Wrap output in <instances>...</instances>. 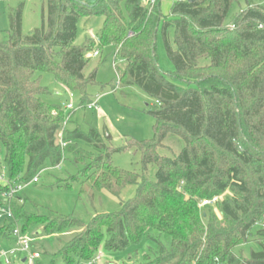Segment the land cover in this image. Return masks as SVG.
<instances>
[{"label":"trees","instance_id":"16d2710c","mask_svg":"<svg viewBox=\"0 0 264 264\" xmlns=\"http://www.w3.org/2000/svg\"><path fill=\"white\" fill-rule=\"evenodd\" d=\"M44 1L41 28L23 32L21 5L8 35L0 34V175L12 185H28L47 171V162L55 169L69 154L84 168L54 189L79 185V199L90 202L103 192L120 199L128 187L136 193L120 202L119 211L95 213L86 224L42 208L24 190L10 202L14 222L0 219V245L15 242L18 224L26 235L57 238L51 255L64 264H95L102 249L139 254L145 245L142 262L123 264H264V10L249 5L227 24L238 0H178L165 20L158 2ZM98 17L104 19L98 43L87 39L76 46L80 21ZM160 35L173 72L159 65ZM109 48L115 64L123 65L116 67L119 85L137 87L155 101L147 111L156 121L154 139L129 144L141 154V175L115 167V151L97 130L70 129L75 112L47 104L51 92L41 84L42 74H53L82 97L78 111H87L95 101L88 88L97 78V69L85 74L88 55ZM173 138L178 155L165 144ZM9 189L0 186V206ZM256 228L261 251L250 259L237 256L235 249L251 243ZM37 252L35 264H43L50 253Z\"/></svg>","mask_w":264,"mask_h":264},{"label":"rangeland","instance_id":"374dc122","mask_svg":"<svg viewBox=\"0 0 264 264\" xmlns=\"http://www.w3.org/2000/svg\"><path fill=\"white\" fill-rule=\"evenodd\" d=\"M80 1L89 6H94L98 2V0ZM150 1L160 4V10L165 20L170 15L171 7L178 0ZM21 5H23V32L28 34L33 29L42 27L43 18L47 13V4L44 0H0V34L8 35L11 26V15ZM249 5L260 7L264 10V0H238V3L230 11L227 24H231L237 14L247 9ZM103 21L104 19L99 17L90 20H81L78 25L75 45L80 47L85 44L87 39L96 40L102 28ZM168 36L169 40L173 42V29L169 30ZM96 42L98 43L97 40ZM98 51L100 57L91 59L85 74L89 76L97 69L96 84L90 86L88 92L91 98L95 100L99 98L100 109L97 111L87 110L75 112L74 123L70 126V129L79 126L84 133H88L90 129L97 130L103 138L104 145L112 151H115L111 155L115 167L123 171L141 175L143 172L141 154L135 151L134 148H129V144L131 141L142 142L154 139V126L156 121L152 116L148 115L147 111L149 105H155V101L137 87L119 85L118 70H116V67L121 68L123 65L119 63L115 64V50L113 48L104 51L99 49ZM157 57L160 67L165 72H173L174 67L166 55L161 35L157 41ZM41 84L51 92V95L46 98V102L49 105H60L66 111L68 104H74L77 107L82 101V97L79 94L70 93L55 79L53 74H42ZM114 87L116 88L115 90H113ZM173 139L176 141L169 139L165 144L173 150V154L178 155L181 152V147L178 145L179 140L176 138ZM82 147L89 153H94V150L87 145L83 144ZM160 152L161 154L172 156V154L166 151L161 150ZM65 158L66 161L62 163L61 169H51L52 166L50 163L47 162L45 164L47 171L39 176V182L28 186L24 191L30 201L61 216H74L88 224L95 213L117 212L120 210L121 201H128L134 197L136 187L126 188L120 199L113 198L106 192L97 194L93 202H90L86 198L79 199L81 193V187L79 185H74L70 190L62 191L54 189L57 181L59 182L76 176L84 168L82 165H76L71 155L67 154ZM155 174L156 168L151 167L149 176L154 179ZM227 196L229 194L223 195L219 201H222ZM203 210L206 212L207 208ZM215 211L218 213L216 208ZM260 229L256 228L253 231L251 243L235 249L237 256L250 259L252 252L261 251L260 246L255 243V240H258L259 236L257 234ZM28 237L31 241L30 250L36 252L37 250L41 251L43 248L46 249L50 255L44 257L42 260L43 264H52L55 258L51 254L58 248L57 238L35 237L34 233L28 234ZM64 237L67 238L66 236ZM15 246L14 244H8L6 242L1 243L0 254L10 248L15 249ZM147 249L148 245L143 246L139 250V254H137L134 248L118 254L108 253L102 249L95 264H123L131 260L142 262L144 254L148 252ZM150 257L153 258L152 254ZM25 258L26 256L21 253L10 256L11 264H27L23 263ZM0 264H4L2 259L0 260ZM55 264L64 263L56 259Z\"/></svg>","mask_w":264,"mask_h":264},{"label":"built area","instance_id":"2783aa9c","mask_svg":"<svg viewBox=\"0 0 264 264\" xmlns=\"http://www.w3.org/2000/svg\"><path fill=\"white\" fill-rule=\"evenodd\" d=\"M147 2H151L152 4L154 2L148 0ZM99 56V52H95L93 54H89L88 58H95ZM99 98L96 99L92 104L88 106V110H99ZM67 112H76L78 111V107H75L74 104H68L66 107ZM56 115V113H54ZM70 115V114H69ZM69 115L67 117V120L65 122V126L67 125V122L69 120ZM60 144L62 148L66 147V143L63 141V135L60 134ZM62 164L57 166L55 169H61ZM46 171H42L37 177H35L28 185H12L9 180L4 176L0 175V186L7 185L9 186V191L7 194H5L6 199V205L0 206V219L1 220H8L14 222V216L10 207V202L16 198L17 195L21 194L28 186L37 184L39 182V176L43 174ZM218 199L214 200H205L201 203V207H207L213 205ZM13 236L15 239V249L6 251L1 254V259H3L5 264H11L10 256H15L18 253L24 254L26 256L25 262L27 264H35V261L40 257V254L36 251H31V241L28 237V235L24 234L22 231V228L20 225H16V227L13 230Z\"/></svg>","mask_w":264,"mask_h":264},{"label":"crops","instance_id":"0c3cea01","mask_svg":"<svg viewBox=\"0 0 264 264\" xmlns=\"http://www.w3.org/2000/svg\"><path fill=\"white\" fill-rule=\"evenodd\" d=\"M9 244H14L15 245V242H13V243H9ZM9 250H12L11 248L10 249H8V250H6V251H9ZM6 251H3L2 253H4V252H6ZM1 255V254H0ZM0 260H1V257H0ZM3 260V259H2ZM23 263H26L25 262V259L23 260ZM5 264V263H4Z\"/></svg>","mask_w":264,"mask_h":264}]
</instances>
